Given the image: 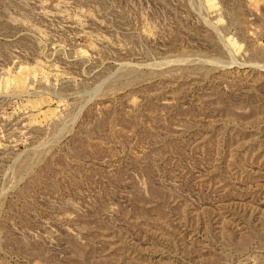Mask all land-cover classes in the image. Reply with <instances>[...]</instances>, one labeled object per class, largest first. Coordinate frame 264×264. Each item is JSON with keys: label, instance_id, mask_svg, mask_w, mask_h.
<instances>
[{"label": "rangeland", "instance_id": "obj_1", "mask_svg": "<svg viewBox=\"0 0 264 264\" xmlns=\"http://www.w3.org/2000/svg\"><path fill=\"white\" fill-rule=\"evenodd\" d=\"M0 264H264V0H0Z\"/></svg>", "mask_w": 264, "mask_h": 264}]
</instances>
